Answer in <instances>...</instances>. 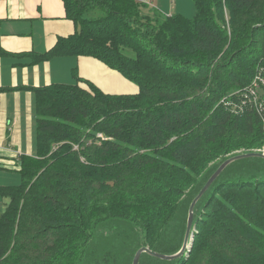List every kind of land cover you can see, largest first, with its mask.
Here are the masks:
<instances>
[{"label": "trees", "instance_id": "obj_1", "mask_svg": "<svg viewBox=\"0 0 264 264\" xmlns=\"http://www.w3.org/2000/svg\"><path fill=\"white\" fill-rule=\"evenodd\" d=\"M61 1L76 32L46 56L97 59L139 92L79 80L37 91V158L0 219V264H79L87 236L117 219L152 250L203 168L202 146L264 150V0H191L192 19L135 0ZM194 226L180 264H264V181L215 186Z\"/></svg>", "mask_w": 264, "mask_h": 264}, {"label": "crops", "instance_id": "obj_2", "mask_svg": "<svg viewBox=\"0 0 264 264\" xmlns=\"http://www.w3.org/2000/svg\"><path fill=\"white\" fill-rule=\"evenodd\" d=\"M135 1L154 7L166 17L188 19L190 11L195 13L191 0H179L189 14L178 0ZM75 32L61 0H0V219L11 202V189L22 183L24 161L37 158V91L75 85L79 80V86L85 88L82 82L87 81L106 95L139 92L134 83L97 59L46 56L59 40Z\"/></svg>", "mask_w": 264, "mask_h": 264}, {"label": "rangeland", "instance_id": "obj_3", "mask_svg": "<svg viewBox=\"0 0 264 264\" xmlns=\"http://www.w3.org/2000/svg\"><path fill=\"white\" fill-rule=\"evenodd\" d=\"M178 2L183 8H185V14H189V9L185 6V4L179 0ZM178 2L175 7L178 6ZM169 3L174 4L173 2ZM146 7V10H148V12L151 14L153 11H156L154 7ZM171 11H174V6H172ZM193 17L194 13H191L190 11L188 19H192ZM226 20L230 23L229 16L227 14ZM225 51L226 47L225 50L222 51V53L224 54ZM222 59L223 57H217L213 63L217 65L216 63H218ZM212 69L213 67H211L210 70ZM221 74L222 73L215 77L216 74L212 72V75H210V81L207 84L210 83L211 85V83L218 82L217 79ZM204 80L205 78L202 79V82ZM201 89L202 87L198 91H200ZM221 144L222 142L216 141L215 143H208V145L202 146V155H204V158L202 160L203 168H201V170L195 176L193 184L183 193V196L178 200L173 214L171 215L165 226H162L163 228L157 235V239L155 240L152 250L167 255H173L180 250L184 238L187 211L189 209L190 203L203 187L208 178L212 175V173L225 159H227V157L229 158L235 155H240L241 153L246 154L250 152L264 153L263 149L253 151L239 150L234 151L229 155H221ZM256 181H264V160H241L235 162L223 172L217 183L214 184L213 188L210 190L209 196H211V194L213 193L215 186L219 184H224L226 182L230 183ZM209 196H207L201 203L198 204L195 211V218H198V216L200 215L201 210L203 209ZM87 240V243L89 244H87V246L84 248L83 254L80 257L81 260L79 264H132V258L134 257L133 255L135 254V252L140 247H148L145 244L146 241H144L143 229L139 225L132 222L129 223L121 221L119 219L100 223L95 227V229H93L89 236H87ZM72 262L74 263L75 261L69 260L67 264H72ZM140 264L173 263L159 261L145 255L141 258Z\"/></svg>", "mask_w": 264, "mask_h": 264}, {"label": "water", "instance_id": "obj_4", "mask_svg": "<svg viewBox=\"0 0 264 264\" xmlns=\"http://www.w3.org/2000/svg\"><path fill=\"white\" fill-rule=\"evenodd\" d=\"M248 159H261L264 160V153L259 152H250L246 154H240L235 155L232 157H227L219 166L218 168L212 173V175L208 178V180L205 182L203 187L200 189V191L197 193V195L194 197L192 202L190 203L189 209L187 211V220H186V227H185V233L184 238L182 242V246L180 250L173 254V255H167L162 254L156 251H153L149 249L148 247H140L132 258V264H139L142 256L147 255L150 258L167 262V263H179L182 261H185L189 257V253L191 252L192 245H193V239L195 235V211L199 203H201L209 194L210 190L213 188L214 184L217 183L220 176L223 174V172L230 167L235 162L241 161V160H248ZM180 264V263H179Z\"/></svg>", "mask_w": 264, "mask_h": 264}, {"label": "built area", "instance_id": "obj_5", "mask_svg": "<svg viewBox=\"0 0 264 264\" xmlns=\"http://www.w3.org/2000/svg\"><path fill=\"white\" fill-rule=\"evenodd\" d=\"M258 87H259V83L255 80V81L252 83V85L249 87L248 90H250L251 93L255 95V89H258ZM75 149H77V148H75Z\"/></svg>", "mask_w": 264, "mask_h": 264}]
</instances>
